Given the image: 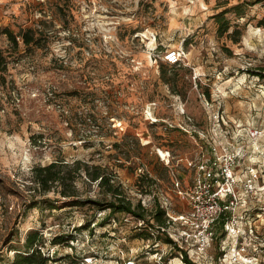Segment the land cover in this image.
Wrapping results in <instances>:
<instances>
[{"label": "rangeland", "instance_id": "374dc122", "mask_svg": "<svg viewBox=\"0 0 264 264\" xmlns=\"http://www.w3.org/2000/svg\"><path fill=\"white\" fill-rule=\"evenodd\" d=\"M235 5L243 16L230 9L224 17L239 25L237 43L219 35L214 16ZM4 27L30 29L35 40L14 46L0 32L8 64L0 76V264L26 250L32 230L48 264H185L182 251L196 264H264V0H0ZM174 49L182 60L170 65L164 54ZM218 111L224 143L240 153V178L251 168L258 178L238 208L242 238L219 224L201 253L165 242L166 234L181 240L177 216L189 210L172 169L182 186L192 183L186 159L208 155ZM76 160L106 168L147 218L153 200L163 202L165 232L90 204L49 208L61 188L43 192L33 168L54 161L68 163L82 199H113L74 171ZM56 235L66 240L52 243Z\"/></svg>", "mask_w": 264, "mask_h": 264}, {"label": "built area", "instance_id": "2783aa9c", "mask_svg": "<svg viewBox=\"0 0 264 264\" xmlns=\"http://www.w3.org/2000/svg\"><path fill=\"white\" fill-rule=\"evenodd\" d=\"M165 61L170 65L179 64L182 53L179 49L168 50L164 54ZM225 117L218 111L213 114L210 123V138H208V155H199L198 160L186 159V167L194 170L192 183L182 186L179 173L172 169L173 182L178 198L189 207L188 212L180 213L177 218L184 226L181 240L172 243L181 245L180 241L192 244L196 252H204L216 228L222 224L228 235L236 239L242 238L241 214L238 211L243 195L254 191L253 183L257 180V172L250 170L245 180L237 172L240 153L231 150L224 143L222 136L226 135ZM179 127L189 132L190 126L179 123ZM206 136V135H204ZM161 202V201H160ZM163 207V202H161ZM170 219H177L167 212ZM171 221L168 219V225ZM167 227H162L164 232ZM245 252V247L238 248Z\"/></svg>", "mask_w": 264, "mask_h": 264}, {"label": "trees", "instance_id": "16d2710c", "mask_svg": "<svg viewBox=\"0 0 264 264\" xmlns=\"http://www.w3.org/2000/svg\"><path fill=\"white\" fill-rule=\"evenodd\" d=\"M230 9H233L237 15L243 16L242 12L239 11V5H235L231 8H225L222 11L216 13L214 16L219 24V35L222 36L227 34V37L237 43L240 41L241 29L238 24L233 25L229 19L224 17V14ZM231 27L233 29L230 31ZM0 32L6 34L9 41L14 46H19L20 41H22L24 45H30L35 40L34 32L30 29L22 31L20 33H15L12 29L4 27L2 30H0ZM227 50L229 52H232L230 49ZM7 68L8 64L6 57L0 51L1 79L4 78L3 75L6 72ZM257 72L258 75L264 78V73H262L261 71ZM75 169L78 170V172L84 171L92 181H96L99 186L106 189L105 191L107 193L112 194L113 199H82L78 194V191L75 189L74 177L71 175L72 170L69 169L68 163L54 161L47 165L35 166L33 168L34 180L43 192L51 191L57 184L61 188L59 190L61 198L47 199L49 208L60 209L64 207H77L90 204L92 206H95L96 209L100 211L106 210L108 208L110 210V213H131L139 219L144 220L147 226L151 228H157L159 232L162 231V227L168 226V217H166V210L164 207H162L161 202L157 201L156 199L153 200V204L150 210L151 213L149 218H147V215L145 213L146 208L143 205H141L140 203L133 205L132 202L124 194V191L122 190L120 185H114L113 183H111L114 175L108 173L106 168L99 165L90 166L86 162L76 160L74 171ZM71 187L72 189L69 190V188ZM32 204H37V201L34 200ZM86 226H90V221H88ZM146 234V236H149V233ZM65 240L66 238L64 235H56L53 237L51 242L57 244L62 243ZM165 242L168 244H172L174 243V240L166 234ZM40 243H43V240L41 239L39 232L37 230L29 231L26 235L24 243L26 250L24 252H15L11 264H48V262L51 260V257L50 255L46 256L41 253V246H39ZM175 247H177L176 244ZM182 252L185 264H196L188 256V253L186 251Z\"/></svg>", "mask_w": 264, "mask_h": 264}]
</instances>
